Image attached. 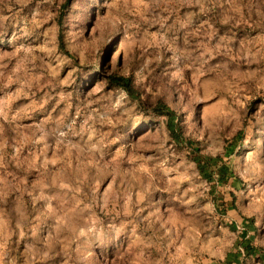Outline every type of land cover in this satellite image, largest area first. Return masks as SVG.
<instances>
[{"label":"clouds","instance_id":"obj_1","mask_svg":"<svg viewBox=\"0 0 264 264\" xmlns=\"http://www.w3.org/2000/svg\"><path fill=\"white\" fill-rule=\"evenodd\" d=\"M63 3L0 0V264H264V0Z\"/></svg>","mask_w":264,"mask_h":264},{"label":"rangeland","instance_id":"obj_2","mask_svg":"<svg viewBox=\"0 0 264 264\" xmlns=\"http://www.w3.org/2000/svg\"><path fill=\"white\" fill-rule=\"evenodd\" d=\"M70 2H71V0H64V3H63V5H62V7L67 8ZM50 22H51L50 20H49V21H45V26H46L48 23H50ZM101 27H102V29H103L104 31H108L107 25L102 24ZM57 39H58V40L60 39L59 34L57 35ZM42 54H43V53H41V55H42ZM122 57H123V53L118 54V56H117V62H118V63L120 62V60L122 59ZM64 71L66 72L67 69H65ZM61 75H64V72H61ZM13 87H15L14 84H8V85H7V88H8L9 90H10L11 88H13ZM3 88H4L3 80H2V78H0V89H3ZM0 96H3V91H0ZM213 99H215V97H213ZM25 102H26V98H24V97H20L19 99H15V100L11 101L10 104H9V108H10V109H15L18 105L24 104ZM211 102H212L211 100L207 101V103H211ZM30 116H31L32 118H35L36 113H31ZM0 121H3V104H2V103H0ZM29 122H30L29 119H22V120H21V123H22V124H27V123H29ZM28 147H29L28 145H25V148H24V151H23L22 155H27V154H28ZM36 160H37V162H38V160H39V157H38V156L36 157ZM29 179L31 180V179H33V177L30 176ZM230 227H231L233 230H235V226H234V224H233V225H230ZM42 230H43V229H42ZM244 235H246V233H244ZM228 264H231V262L229 261Z\"/></svg>","mask_w":264,"mask_h":264},{"label":"trees","instance_id":"obj_3","mask_svg":"<svg viewBox=\"0 0 264 264\" xmlns=\"http://www.w3.org/2000/svg\"><path fill=\"white\" fill-rule=\"evenodd\" d=\"M60 39H61V37H60ZM204 167H205V166H202V167H201V174L204 175L205 178H208V175H207V174L205 173V171H204ZM222 171H223V170H222ZM222 180H223V178H222ZM238 264H239V262H238Z\"/></svg>","mask_w":264,"mask_h":264}]
</instances>
